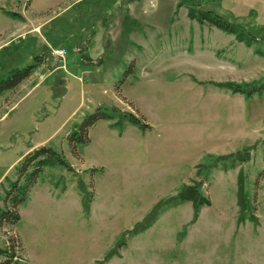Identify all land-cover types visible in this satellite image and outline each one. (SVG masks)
<instances>
[{
  "label": "rangeland",
  "instance_id": "obj_1",
  "mask_svg": "<svg viewBox=\"0 0 264 264\" xmlns=\"http://www.w3.org/2000/svg\"><path fill=\"white\" fill-rule=\"evenodd\" d=\"M196 1L252 24L239 31L264 27V0H131L116 15L117 0H0L1 75L42 49L65 51L0 96V208L29 152L49 146L69 165H47L20 220L0 225V248L22 242L12 263L264 264V91H235L264 84V36L246 42L191 19ZM86 37L101 65L76 51ZM52 67L65 73L56 99ZM100 106L113 118L73 155L68 135ZM121 113L147 129L113 127ZM238 152L247 160L219 159ZM193 184L211 202L196 219L185 201L126 233Z\"/></svg>",
  "mask_w": 264,
  "mask_h": 264
},
{
  "label": "trees",
  "instance_id": "obj_2",
  "mask_svg": "<svg viewBox=\"0 0 264 264\" xmlns=\"http://www.w3.org/2000/svg\"><path fill=\"white\" fill-rule=\"evenodd\" d=\"M131 0H117V2L110 7V15H116L118 13L124 14L128 11V4ZM184 0H179L178 6L182 5ZM198 9L190 7L188 15L191 19H195L200 23H208L209 25L215 26L224 32L234 33L237 38L244 41H253L257 38L264 36V27H257L255 30L249 29L247 33L239 31V27H249L247 21L243 22L242 18H236L230 13H226L222 10L217 9L213 6H205L196 1L195 4ZM14 15V14H13ZM247 22V23H246ZM107 29V28H106ZM92 42L90 37H86L84 41H79L75 45L76 51L80 54L82 62L89 65H101L104 61V56L93 58L89 53V44ZM52 54L51 47L48 49H42L37 52L33 59V63L22 68H14L8 73L0 74V96L8 90L16 88L20 83L27 79L37 66H39L42 60ZM61 60V57H56ZM54 70V87L51 88L52 96L54 99L62 97L66 93L64 88L65 73L63 69L52 67ZM60 83V89L56 88L55 85ZM238 86V85H237ZM235 91H241L251 93L255 91H264V84L259 86L247 87H236ZM112 119L113 114L108 111L106 107H98L94 112L86 116V118L80 123L75 130L68 135V145L73 155L78 156L79 147L86 145L90 142L89 131L99 120ZM133 123L138 125L141 129H147V125L143 121L132 113H121L118 120L112 124L113 127L123 128L125 123ZM247 153L238 152L233 155L220 156V160H226L233 158L235 161L247 160ZM57 163L61 166L68 167V162L62 153L57 152L55 149L49 146H41L34 149L33 151L26 154L21 164L17 168V178L10 182L9 188L6 190L3 202V207L0 208V225H15L21 218L19 207L28 199V194L31 188L37 183L43 169L49 165ZM241 200H243L242 195ZM185 201H191L194 207L195 219L200 212L201 208L205 205H210L209 197L202 194L198 185H185L175 196L162 199L154 205L148 215L141 221L138 222L134 228L128 230L127 234H136L146 230L150 227L158 215L168 206L178 205ZM87 207L86 205H84ZM252 220L257 222L256 217H252ZM120 244V243H119ZM22 242L19 235L9 236L7 240V246L0 248V256L4 259L0 261V264H20L19 262H13L17 257V248H21ZM110 257V253L108 255Z\"/></svg>",
  "mask_w": 264,
  "mask_h": 264
},
{
  "label": "built area",
  "instance_id": "obj_3",
  "mask_svg": "<svg viewBox=\"0 0 264 264\" xmlns=\"http://www.w3.org/2000/svg\"><path fill=\"white\" fill-rule=\"evenodd\" d=\"M52 49V54L58 57L63 58L65 55V51L63 49H59V48H51Z\"/></svg>",
  "mask_w": 264,
  "mask_h": 264
}]
</instances>
